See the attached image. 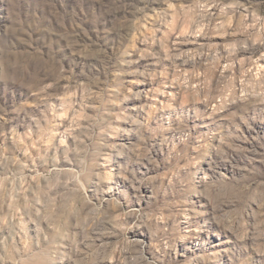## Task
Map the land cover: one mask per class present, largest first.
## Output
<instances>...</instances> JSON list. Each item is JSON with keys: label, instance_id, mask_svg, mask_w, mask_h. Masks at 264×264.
<instances>
[{"label": "rangeland", "instance_id": "obj_1", "mask_svg": "<svg viewBox=\"0 0 264 264\" xmlns=\"http://www.w3.org/2000/svg\"><path fill=\"white\" fill-rule=\"evenodd\" d=\"M0 264H264V0H0Z\"/></svg>", "mask_w": 264, "mask_h": 264}]
</instances>
